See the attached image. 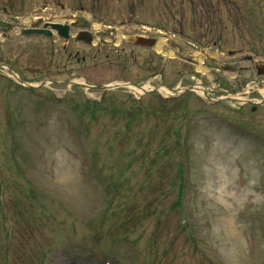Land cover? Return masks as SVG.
I'll return each mask as SVG.
<instances>
[{
	"label": "rangeland",
	"instance_id": "obj_1",
	"mask_svg": "<svg viewBox=\"0 0 264 264\" xmlns=\"http://www.w3.org/2000/svg\"><path fill=\"white\" fill-rule=\"evenodd\" d=\"M34 3L41 5L38 18L81 6L103 28L131 19L180 34V43L172 37L166 44L164 53L178 59L164 61L163 82L171 89L201 83L214 102L183 89L168 102L154 104L158 96L150 94L102 110L118 100L115 92L90 103L75 87L66 93L38 86L45 75L35 68L47 60V39L14 35L15 70L36 88L0 72V264H264V110L245 121L238 109L248 106L217 99L241 98L239 53L264 59V0H0V15L22 27L26 19L11 17ZM3 39L0 56L10 60ZM111 40L100 52L117 58L109 54ZM45 53L32 66L33 56ZM199 58L213 63L211 77L190 64ZM252 64L244 63L248 70ZM109 68L105 61L91 78L113 80L106 79Z\"/></svg>",
	"mask_w": 264,
	"mask_h": 264
},
{
	"label": "flooded vegetation",
	"instance_id": "obj_2",
	"mask_svg": "<svg viewBox=\"0 0 264 264\" xmlns=\"http://www.w3.org/2000/svg\"><path fill=\"white\" fill-rule=\"evenodd\" d=\"M39 10L40 8L34 12L35 21L33 27L40 29V28H44V26L47 25L45 29L51 32L50 37L53 41H55V43H57L56 47L59 53H57L55 56L50 54H48L47 56V54L45 53L44 56L41 58L39 56H33L32 66L37 65L47 56V60L45 61V63L41 67L35 68L37 71L41 70L40 73L41 75H47L48 78L52 79L53 77L56 76H67L68 74L72 75L71 74L72 70H76V72L73 73V75L78 76L84 73L87 67V60H88L86 54L82 50L81 51L75 50L74 52H71L69 50V46L73 41H74L73 42L74 46H79V44H82L81 42H78L73 36L70 35V32L73 28L72 26L73 24L68 26L67 38L63 40L62 37L59 38L58 36L55 35V33H53L50 30L49 25L57 24L55 22H52L53 21L52 17L64 16L65 13L60 12L58 14H49L50 15L49 17L42 16L38 18L39 15L41 14L39 13ZM49 10H54L52 5H51V9ZM77 21L79 20H75L74 22L71 23H75ZM98 33L99 36L101 37L100 40L101 45H105L106 43V41L102 39L103 37H108L111 40V38H113L115 35L114 28L112 29V32H104L103 30H100ZM108 34L110 36H108ZM42 38L47 39L45 37ZM70 38H72L73 41H71ZM150 38L156 40L157 36L152 34L151 35L146 34L143 32L130 33L129 38L125 40V43L127 44L126 52H124L123 50L120 53L121 55L118 59L112 58L110 60L111 64H116L117 62H119L120 64L123 65L129 63V60L131 61L132 64H134L129 68H126L124 66L122 68V72H126V71L128 72L129 79L131 80L129 82L131 84L138 85L146 80H149L150 78H154L159 81L162 80V75L160 72L163 70V66L160 64V57L157 56L155 51L153 52L152 50L148 49V47L141 45L147 43L146 40ZM137 41H139L140 44L137 45L138 43ZM100 51L101 50H99V52ZM99 52L96 53L98 54ZM108 58L109 56L105 54V59ZM2 60L3 61L5 60L4 54L0 56V61ZM93 65L94 68L97 67L100 68L102 66V61L99 60Z\"/></svg>",
	"mask_w": 264,
	"mask_h": 264
},
{
	"label": "bare ground",
	"instance_id": "obj_3",
	"mask_svg": "<svg viewBox=\"0 0 264 264\" xmlns=\"http://www.w3.org/2000/svg\"><path fill=\"white\" fill-rule=\"evenodd\" d=\"M137 42H139V41H137ZM168 55H169V57H170V56H171V53H169ZM128 87H129L131 90L135 91L136 93H140V92H142V91L147 90V89H146L147 86H140V87H138V86H131V85H128ZM194 90L196 91V93L202 95V94H203V91H204V88H203V86L201 85V83H196V86L194 87ZM162 92L166 93L167 90L163 89ZM234 98H237V96L235 95V96H232V97H231V99H234ZM231 102H234V101H231Z\"/></svg>",
	"mask_w": 264,
	"mask_h": 264
}]
</instances>
